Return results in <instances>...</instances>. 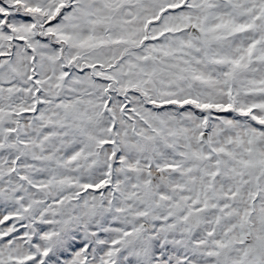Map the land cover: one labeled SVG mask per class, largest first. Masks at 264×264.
Here are the masks:
<instances>
[{
    "label": "snow or ice",
    "instance_id": "obj_1",
    "mask_svg": "<svg viewBox=\"0 0 264 264\" xmlns=\"http://www.w3.org/2000/svg\"><path fill=\"white\" fill-rule=\"evenodd\" d=\"M0 264H264V0H0Z\"/></svg>",
    "mask_w": 264,
    "mask_h": 264
}]
</instances>
